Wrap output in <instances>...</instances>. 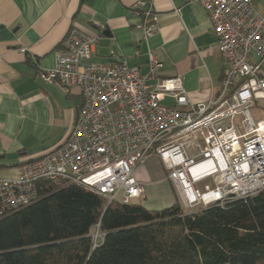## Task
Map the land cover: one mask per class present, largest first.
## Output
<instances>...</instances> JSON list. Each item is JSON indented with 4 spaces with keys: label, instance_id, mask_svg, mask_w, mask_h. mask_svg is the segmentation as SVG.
<instances>
[{
    "label": "built area",
    "instance_id": "2783aa9c",
    "mask_svg": "<svg viewBox=\"0 0 264 264\" xmlns=\"http://www.w3.org/2000/svg\"><path fill=\"white\" fill-rule=\"evenodd\" d=\"M194 1L217 37L218 93L205 104L191 103L181 77H161L162 63L151 51L145 73L115 57L93 62L98 36L71 25L54 50V67L40 78L80 89L82 105L62 143L19 164L15 179L0 180V219L36 202L47 181L83 187L108 203H133L143 197L134 171L151 156L188 215L264 190V118L250 115L264 102V16L255 0ZM153 3L133 0L131 7L144 40L157 30ZM207 178L214 187L201 191ZM89 235L94 249L105 234L96 224Z\"/></svg>",
    "mask_w": 264,
    "mask_h": 264
},
{
    "label": "crops",
    "instance_id": "0c3cea01",
    "mask_svg": "<svg viewBox=\"0 0 264 264\" xmlns=\"http://www.w3.org/2000/svg\"><path fill=\"white\" fill-rule=\"evenodd\" d=\"M132 4L0 0V180L15 179L19 164L52 151L70 132L83 102L80 89L45 83L40 73L54 67V50L73 24L98 36L93 62L115 57L145 73L151 51L162 63L161 77L180 76L191 103L205 104L218 93L223 62L203 8L194 0H154L157 30L144 40ZM255 10L264 16V0H255ZM165 103L173 105L171 99ZM134 177L143 188L137 204L145 209L159 211L178 200L156 156Z\"/></svg>",
    "mask_w": 264,
    "mask_h": 264
},
{
    "label": "trees",
    "instance_id": "16d2710c",
    "mask_svg": "<svg viewBox=\"0 0 264 264\" xmlns=\"http://www.w3.org/2000/svg\"><path fill=\"white\" fill-rule=\"evenodd\" d=\"M0 219V264H264V190L185 214L110 203L65 181ZM105 234L94 249L90 231Z\"/></svg>",
    "mask_w": 264,
    "mask_h": 264
},
{
    "label": "rangeland",
    "instance_id": "374dc122",
    "mask_svg": "<svg viewBox=\"0 0 264 264\" xmlns=\"http://www.w3.org/2000/svg\"><path fill=\"white\" fill-rule=\"evenodd\" d=\"M257 106L260 107L262 109V111L259 108H257V109H259L260 111L259 110H252L251 111L250 115L253 117L254 120H260V119L264 118V102H259ZM134 202L137 203L138 201L136 200ZM178 202H179V199H178ZM179 204H180V202H179Z\"/></svg>",
    "mask_w": 264,
    "mask_h": 264
},
{
    "label": "bare ground",
    "instance_id": "6f19581e",
    "mask_svg": "<svg viewBox=\"0 0 264 264\" xmlns=\"http://www.w3.org/2000/svg\"><path fill=\"white\" fill-rule=\"evenodd\" d=\"M212 187H214V181L212 178H207L199 182V188L201 189V191H206Z\"/></svg>",
    "mask_w": 264,
    "mask_h": 264
}]
</instances>
